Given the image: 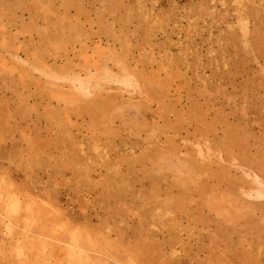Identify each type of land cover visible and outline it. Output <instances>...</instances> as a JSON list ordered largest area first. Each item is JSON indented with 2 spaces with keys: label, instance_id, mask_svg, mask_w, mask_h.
Wrapping results in <instances>:
<instances>
[{
  "label": "rangeland",
  "instance_id": "374dc122",
  "mask_svg": "<svg viewBox=\"0 0 264 264\" xmlns=\"http://www.w3.org/2000/svg\"><path fill=\"white\" fill-rule=\"evenodd\" d=\"M0 264H264V0H0Z\"/></svg>",
  "mask_w": 264,
  "mask_h": 264
}]
</instances>
